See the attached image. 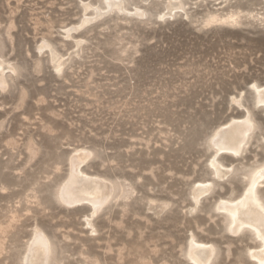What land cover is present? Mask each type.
<instances>
[{
  "label": "rangeland",
  "instance_id": "1",
  "mask_svg": "<svg viewBox=\"0 0 264 264\" xmlns=\"http://www.w3.org/2000/svg\"><path fill=\"white\" fill-rule=\"evenodd\" d=\"M122 1L145 16L113 10L66 36L101 0H0V264H21L38 231L48 264H195L191 237L201 256L214 250L209 264H255L259 240L248 227L230 233L217 205L264 163L252 88L264 89V25L204 20L264 13V0H178L184 10L163 20L168 0ZM245 113L254 128L239 153L216 154L215 173L210 139ZM77 150L89 154L82 175L113 187L89 225L91 204L58 198ZM257 194L264 205V179Z\"/></svg>",
  "mask_w": 264,
  "mask_h": 264
},
{
  "label": "bare ground",
  "instance_id": "2",
  "mask_svg": "<svg viewBox=\"0 0 264 264\" xmlns=\"http://www.w3.org/2000/svg\"><path fill=\"white\" fill-rule=\"evenodd\" d=\"M174 1L175 3H172V0H168L163 6L162 10L158 13V17L160 16L173 17V15L177 10L180 11L184 10L185 6L181 1L178 0H174ZM102 3L103 0H101V4ZM120 3L123 5L122 8L114 7L111 11L115 10L122 13L130 12L133 14L139 10V12L143 13V15H136V16L139 17L145 16V12L140 7L133 6L130 9H127L122 0H120ZM91 7H92L91 8L92 11L89 16L86 13V11L89 10L90 8L89 9H87L88 7L83 8V14L78 24L72 27L71 29L67 30L66 32L64 31L66 36H69L70 32L76 31L78 27L83 26L88 22H90L91 20H93L94 18L100 17L101 15L104 14L103 9H101V14L98 15V13L95 11V9L98 6H94V7L91 6ZM262 16H264L263 12L261 13H257V12L255 13L254 11L243 12L239 9H230L226 12L208 15L205 18L204 23L205 24L225 23V24L235 25L240 23L243 18L252 17L261 20L260 18ZM233 17L235 19H233ZM77 45L78 43H76V45L74 46ZM47 47H48L47 44H42L39 47V49L37 48V50L38 51L40 50L41 52L43 48L45 49ZM61 60L62 59L58 56L52 58L56 70L57 68L60 69L62 68ZM1 65L2 63H0V83L5 85L6 82L3 78L4 72L1 70L2 67ZM9 68L10 67L8 66L7 69ZM252 88L254 89V93H255V103L264 105V89L258 87L257 85L252 86ZM249 117H250L249 113H245V115L242 117L243 119L240 122L235 120H230L226 128L221 129L220 131H216L212 135V138L210 139V145L215 148V154H213L214 156H212L210 163L214 167L216 171L215 173L222 174L224 172L222 166L216 161L217 160L216 154L218 152L229 151L232 152L233 154L234 153L236 154L239 153L246 144L248 137L252 131L251 130L250 132H248L247 125L244 123ZM75 153L77 155H74L73 153L71 155L72 157L69 158L70 160H69L68 174L58 189V197H60L62 194L64 198L63 203L67 205H73L80 202H88L89 204H91L90 215L88 217L86 216L87 218L85 219L84 222L86 225H89L90 223L89 218L93 215V205L94 204L96 205V213H97L100 207L103 204H105V202L110 197L113 187L110 184L104 183L103 185H105V189L97 188L96 187L97 179L92 180L87 178L88 176L87 177L83 176L82 175L83 173L80 172V166L87 159L89 154L88 152L85 151L78 152V150ZM261 168H264V163L253 169L248 174L247 185L243 190V192L237 198L233 200L220 201L217 205V209L224 211L227 215L228 229L230 230V233L232 232L234 234H237L240 231H242L243 228L248 227L253 231L254 236L256 238L258 232L264 235V212L261 211V207L264 205L260 201L257 194V186L264 179V174L260 172ZM250 188H254L255 190L256 203H253L252 195L249 192ZM204 192H206L205 188L198 189L197 191H195L196 194H194V197L195 195H197L195 199L196 204L198 202V198L200 197L201 194H204ZM246 193L249 194L246 196L245 195ZM233 216L236 217L235 221H233ZM36 231L38 230L36 229ZM258 240H259L258 250L256 248L255 251L253 250V252H251L249 255L251 258H253V260H255V264H260V261L264 259V252L261 251V249L264 248V243H262L260 239ZM200 248H204V247H202L200 243H197L195 241V238L191 237L188 242L185 255H187L188 260H191L195 264H209L210 260H212L211 258L213 256L214 250L212 248H208V251H205L204 250L206 248L205 246L203 250L206 253L203 254L204 252H202V255L204 256H201V253L199 252ZM36 253L39 254L38 258H36L35 256ZM49 254H50L49 245L45 236L39 231L34 232L27 246L25 254L21 259V264H48Z\"/></svg>",
  "mask_w": 264,
  "mask_h": 264
},
{
  "label": "snow or ice",
  "instance_id": "3",
  "mask_svg": "<svg viewBox=\"0 0 264 264\" xmlns=\"http://www.w3.org/2000/svg\"><path fill=\"white\" fill-rule=\"evenodd\" d=\"M150 6L151 5L149 4V7ZM114 7L122 8L123 5L120 3V0H103V3L100 6H98L95 9V11L99 15V14H101V9H103L104 13H107V12H110ZM262 7H264V5H262ZM133 14L134 15H143V13L139 12V10L136 13H133ZM164 18H165L164 16H160V19L163 20ZM233 19H235V18L233 17ZM260 19H261V24L264 25V16H262ZM60 71H61V69L60 68H57V72L59 73ZM4 88H5V85H3L2 83H0V90H4ZM244 123L247 125V131L248 132H250L254 128V124H253V122L251 120V117H249ZM246 134H247V132H246ZM74 155H77V154L74 153ZM260 172L262 174H264V168H261L260 169ZM197 187H200V185H197ZM249 192L252 195L253 203H256V193H255L254 188H250L249 189ZM248 194L249 193H246L245 195L247 196ZM58 198L60 199V202H62V203L64 202V198H63V195L62 194ZM261 211L264 212V206L261 207ZM93 215H96V205L95 204L93 205ZM235 219H236V217L233 216V221H235ZM257 238L260 239L262 243H264V235H262L261 233L258 232L257 233ZM46 248H47V245H46ZM261 251L264 252V248H262ZM260 264H264V259H262L260 261Z\"/></svg>",
  "mask_w": 264,
  "mask_h": 264
}]
</instances>
